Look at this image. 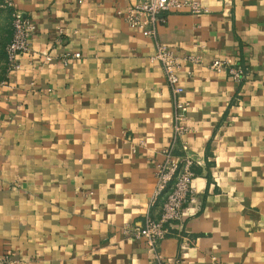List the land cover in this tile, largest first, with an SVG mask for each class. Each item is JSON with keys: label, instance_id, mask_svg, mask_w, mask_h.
<instances>
[{"label": "crops", "instance_id": "obj_1", "mask_svg": "<svg viewBox=\"0 0 264 264\" xmlns=\"http://www.w3.org/2000/svg\"><path fill=\"white\" fill-rule=\"evenodd\" d=\"M10 1L36 31L0 87V256L264 264V0H197L203 12L168 14L153 39L126 22L136 0ZM158 43L181 62L180 139ZM65 53L80 58L65 65ZM225 59L241 81L211 70ZM184 142L194 198L153 250L125 229L160 219L157 174Z\"/></svg>", "mask_w": 264, "mask_h": 264}, {"label": "built area", "instance_id": "obj_2", "mask_svg": "<svg viewBox=\"0 0 264 264\" xmlns=\"http://www.w3.org/2000/svg\"><path fill=\"white\" fill-rule=\"evenodd\" d=\"M9 5L13 2L9 0ZM203 7L197 0H136L134 5L127 10L126 22L132 29L140 30L146 38H155L157 27L167 22V15L173 12L187 10L191 14L203 12ZM12 37L5 47L7 76L2 86L7 85L9 75L21 68L20 57L31 52L32 38L36 26L32 20L23 12L14 9L12 20ZM59 31V41H62V32ZM79 53H65L62 60L67 65L73 59H79ZM52 58L47 57V61ZM153 61H158L165 73L168 86L175 99V135L180 139L187 133L183 123L186 120L190 104L179 100L184 89L180 84L178 74L181 68L180 59L174 55L171 49L161 43L157 44ZM211 70L218 74H229L235 81H241L244 72L235 68L231 62L225 60H214ZM176 146V145H175ZM182 156H175L174 147L165 151V161L157 174V196H165L162 214L159 220L147 217L142 226L126 228L125 232L135 239L143 240L145 244L157 250L160 244L174 229L177 222L183 218V211L194 198L193 179L195 178V161L188 155V146L181 144ZM163 257L158 255L159 264H165ZM12 259L9 256H0V264H10ZM174 264H182L176 260Z\"/></svg>", "mask_w": 264, "mask_h": 264}, {"label": "rangeland", "instance_id": "obj_3", "mask_svg": "<svg viewBox=\"0 0 264 264\" xmlns=\"http://www.w3.org/2000/svg\"><path fill=\"white\" fill-rule=\"evenodd\" d=\"M13 12L14 9L9 5V0H0V87L7 76L4 49L12 37Z\"/></svg>", "mask_w": 264, "mask_h": 264}]
</instances>
